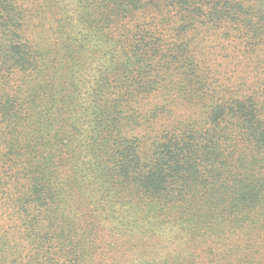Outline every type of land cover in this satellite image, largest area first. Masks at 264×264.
Here are the masks:
<instances>
[{"label":"trees","instance_id":"obj_1","mask_svg":"<svg viewBox=\"0 0 264 264\" xmlns=\"http://www.w3.org/2000/svg\"><path fill=\"white\" fill-rule=\"evenodd\" d=\"M0 264H264V0H0Z\"/></svg>","mask_w":264,"mask_h":264},{"label":"rangeland","instance_id":"obj_2","mask_svg":"<svg viewBox=\"0 0 264 264\" xmlns=\"http://www.w3.org/2000/svg\"><path fill=\"white\" fill-rule=\"evenodd\" d=\"M218 61H220L221 63H223L224 65H226V63H227V61H228V58L227 59H225V57L223 58V59H218ZM236 64V62H232V63H229L228 65H227V69H226V72L228 71V70H232L231 69V67L233 66V65H235ZM249 72H251V71H248V73L246 74V76H248L249 75ZM252 74V76H254L253 75V72L251 73ZM94 80V79H93ZM92 80V81H93ZM87 93H88V91H84V93H83V95H82V97H81V103H84V100H85V97H86V95H87Z\"/></svg>","mask_w":264,"mask_h":264}]
</instances>
